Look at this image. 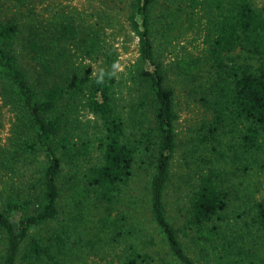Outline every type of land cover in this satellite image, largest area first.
<instances>
[{
    "label": "trees",
    "instance_id": "16d2710c",
    "mask_svg": "<svg viewBox=\"0 0 264 264\" xmlns=\"http://www.w3.org/2000/svg\"><path fill=\"white\" fill-rule=\"evenodd\" d=\"M11 1L0 13V97L15 122L0 166L23 180L0 189V264H264V199L247 187L264 169V7L127 0L139 39L125 74L127 99L117 89L118 53L105 41L101 11L57 10L39 20L34 0ZM156 14L168 30L197 23L204 43L200 54L186 51L176 62L209 112L185 161L192 183L178 226L166 204L178 116L156 49ZM81 109L98 120L92 133ZM138 160L153 164L146 232L120 209Z\"/></svg>",
    "mask_w": 264,
    "mask_h": 264
},
{
    "label": "rangeland",
    "instance_id": "374dc122",
    "mask_svg": "<svg viewBox=\"0 0 264 264\" xmlns=\"http://www.w3.org/2000/svg\"><path fill=\"white\" fill-rule=\"evenodd\" d=\"M103 1L44 0L39 3L34 0L30 1L29 5L36 10L35 14H37L39 20L50 17L57 10L67 11L75 8L95 15H97L98 11H101L104 20L102 27L105 32V41L114 46L118 53L116 67L117 89L123 97L129 99L132 82L126 80L125 74L138 57L139 39L127 21L129 13V7L126 5L127 0H124V2L115 0L119 5H115L113 2L111 4H103ZM253 1L258 6L264 7V0ZM9 6H13L11 0H0V13L7 12ZM23 11L27 13V7H23ZM161 18L157 15L155 44L159 57L166 68L168 83L175 91L174 102L178 116L175 125L179 140L173 162L171 181L166 191V204L171 221L178 226L183 221L188 193L192 183L191 174L187 171L185 161L192 160L195 155V150H197L198 146L199 128L203 120L209 117V112L199 100L198 90L195 86L197 82L191 76L181 72L176 62L186 51L196 55L200 54L204 48V43L197 23L188 31H183L182 29L168 30L165 25L169 22L165 23L166 19H164L161 23ZM81 61L89 71L95 73L99 69L97 61L81 59L79 62ZM22 63L29 70V74H33V66L29 55L24 54ZM0 117L3 123L0 129V149H3L10 145L15 114L11 106L6 104L1 97ZM78 118L83 122L84 127L88 128L90 133L94 131V127L98 124L96 116L85 109L79 111ZM257 170L250 175V182L248 183L250 188L247 186L248 192L251 194L252 191L258 198L264 199V169L258 168ZM152 172L153 164L151 162L137 161L134 165L133 176L125 188L120 205V209L127 212L130 219L143 232L150 231L153 228L149 202H147ZM22 180L21 175L9 173L0 166V189L6 188L8 182L14 181L19 184Z\"/></svg>",
    "mask_w": 264,
    "mask_h": 264
},
{
    "label": "clouds",
    "instance_id": "9594fccd",
    "mask_svg": "<svg viewBox=\"0 0 264 264\" xmlns=\"http://www.w3.org/2000/svg\"><path fill=\"white\" fill-rule=\"evenodd\" d=\"M102 78H103V73H101V76L98 78L97 82H100V80H102Z\"/></svg>",
    "mask_w": 264,
    "mask_h": 264
}]
</instances>
